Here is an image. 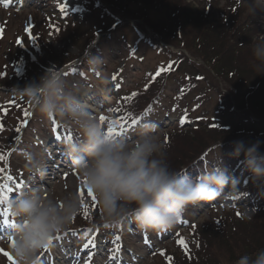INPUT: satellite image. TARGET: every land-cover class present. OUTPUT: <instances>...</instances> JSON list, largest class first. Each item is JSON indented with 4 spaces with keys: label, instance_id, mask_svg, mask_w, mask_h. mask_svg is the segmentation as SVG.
I'll return each mask as SVG.
<instances>
[{
    "label": "rangeland",
    "instance_id": "374dc122",
    "mask_svg": "<svg viewBox=\"0 0 264 264\" xmlns=\"http://www.w3.org/2000/svg\"><path fill=\"white\" fill-rule=\"evenodd\" d=\"M227 1L229 0H213L212 5L209 2V8H212L216 2L219 8H224ZM110 6L98 7L89 0H0V59L3 60L5 56L11 58L17 54L20 40L30 49L29 41L32 39L33 42L36 35L43 45L41 44L40 52L36 51L37 47L31 49L33 57L45 58L46 63L61 71L79 90L90 111L98 117L104 116L106 120L103 124L114 128L117 136L123 133L129 139H135L140 122L145 119L155 121L159 125L161 138L169 145L168 159L173 168L176 163L187 162L196 155L198 148L203 144L208 145L215 141L209 147L211 150L203 155L204 162H213L217 157L232 155L237 142H243L247 146L259 141V150L264 153V129L260 130L261 127L255 124L250 125L252 121L246 124L240 122V116L231 112L230 106L234 105L233 88L219 77H215L196 54L184 48L183 44L186 43L187 38H182L181 42L174 40L168 35L169 33L163 34V30L158 26L159 23L161 26L169 23L166 15L168 9L178 7L182 11L185 6L189 12L187 14L182 11V16L188 19V15H191L192 19L203 10V7H206V0H115V5ZM113 24L114 28H110ZM53 25L61 27V30L58 31L55 26L52 28ZM17 37L20 40H16ZM88 53L102 54L106 58L103 73L109 76V84L103 85L100 75L89 70L85 59ZM181 57L186 60L183 59L184 62L179 64ZM59 63L62 65H58ZM199 66L209 71L204 70L205 82H198L196 87L190 86L191 92L179 96L178 84L182 83L187 74L196 73L195 67ZM75 67L83 70L76 71ZM72 68L75 70L71 71ZM84 70L91 72L90 77H87V72L85 73ZM157 72H161L160 77L159 75L154 77ZM32 73L34 75L32 80L42 75L35 71ZM163 75L164 81L156 85V88L162 90L146 112L138 116L120 111L125 107V102L133 99V93L137 96L141 95L140 92L148 82H158ZM82 76L84 79L81 78ZM12 85L10 90L5 86H1L0 89V130H2L0 169L4 170V175L0 178V191H4V185H7L12 191L5 192V195L10 198L16 196L25 187L35 184L45 189L46 196L59 197L63 191L74 188L83 189L86 193L83 179L71 166L64 151V144L69 137L72 139L76 137L74 129L59 123L55 118L39 117L34 113L32 106L31 111L25 114L28 101L18 98L13 91L15 86L21 85L17 82ZM217 88L227 95L221 103L220 97L213 91ZM228 89L230 92L227 91ZM195 95L201 97L203 102L195 99ZM244 110L253 122L264 123V119L254 116L250 110ZM238 111L237 109L236 112ZM185 112L187 118L180 120ZM136 116L138 121L133 124L132 121ZM200 116L203 118L202 122L218 120L231 129L232 126L233 128H238L239 125L245 126L248 133L237 134L226 142L217 141L214 136L207 134L205 135L208 138H205L202 132L194 130V122ZM214 116L217 119H213ZM53 130L54 134H52ZM28 146L37 151L47 150L48 172L44 178L29 174L25 170L21 150ZM239 158L243 159V155ZM235 159L237 157L231 156L227 159V164ZM199 162L190 169L191 171L187 170L184 174L193 178L199 175L201 170L197 169ZM199 167L204 169L202 162ZM183 172L184 169L181 173ZM7 177L12 178L6 179ZM261 179L264 181V178ZM261 179L254 183L263 186ZM225 191L227 192V188ZM228 195L209 204L204 203L203 206H190L174 229L163 232L141 231L134 223L121 229L98 225L86 228L85 226L90 223L80 224V219L85 218L84 210L81 209L66 230L53 235V242L49 248H42L38 264H89V262L90 264H166V255L176 256L175 264H189L187 262L190 258L189 254L185 253L188 247L180 244V238L184 237L188 239L185 243H188L187 241L191 243L193 240H189L190 228L206 225L204 228L208 230L210 220L224 213L225 210L222 208L228 204L225 202ZM245 198V195H242L241 199ZM6 201L0 207V250L11 253L10 240L16 221L8 212ZM85 201L87 207L98 206L87 195ZM79 225L84 228L80 227L75 232L69 231ZM252 225L251 228L239 227L254 231L250 233L253 235L249 236L251 243L254 244L258 243L261 237L258 234H264V224L260 219L255 218ZM116 236L120 239L116 240ZM89 241H93L94 246L89 244V247L85 248L84 245ZM227 244L248 246L244 245L242 240H238L237 243L234 240L227 241ZM3 252H0V264H11Z\"/></svg>",
    "mask_w": 264,
    "mask_h": 264
},
{
    "label": "clouds",
    "instance_id": "9594fccd",
    "mask_svg": "<svg viewBox=\"0 0 264 264\" xmlns=\"http://www.w3.org/2000/svg\"><path fill=\"white\" fill-rule=\"evenodd\" d=\"M238 7L254 15L257 9H264V0H240ZM251 58L253 67L264 74V34L251 44ZM85 59L89 70L100 75L101 83L109 84V76L103 73L106 58L88 53ZM13 91L30 102L39 117L55 118L74 129L76 137L65 142L64 151L95 194L98 223L103 226L121 229L134 223L141 231H169L190 206H203L239 191V180L219 162L195 178L184 174L186 169L181 173L173 168L168 159L169 145L161 138L155 121L140 122L135 139L110 135L79 90L57 69H49ZM259 149V141L247 146L237 142L232 152L234 157L243 155V164L253 179L264 178V153ZM21 155L29 174L40 178L47 175L46 149L37 151L28 146ZM6 208L16 221L12 230L16 243L10 247L11 254L18 264H38L47 239L66 230L81 211V196L76 188L63 191L59 197L46 196L42 186L32 184L10 197ZM235 264H264V249L240 254Z\"/></svg>",
    "mask_w": 264,
    "mask_h": 264
},
{
    "label": "trees",
    "instance_id": "16d2710c",
    "mask_svg": "<svg viewBox=\"0 0 264 264\" xmlns=\"http://www.w3.org/2000/svg\"><path fill=\"white\" fill-rule=\"evenodd\" d=\"M89 2H92L94 5L96 4L98 7L100 5L104 7H109V4L112 6L115 5V0H108V2L107 0H89ZM209 2H211L212 5L213 0H206V7H203V10L198 12L196 16H193L192 19L190 18L192 17L191 15H188V19L182 16V11L187 12L185 6H183L184 9H182V11L178 7L170 8L166 12L169 23H165V26H161L159 23L158 26L163 30V34L169 33L168 35L172 36L174 40H179V42H181L182 38H187L186 43L184 42L183 44L184 48L186 47L191 50L193 54H196L204 65L208 66L215 77H219L221 81H225L228 86L233 88L232 99L234 100V105L230 106V109L234 115L240 116V122L243 121L244 124L250 121L253 122V120L245 114L244 109L250 110L253 115L259 119H264V74H261L259 70L253 67L251 58V44L264 34V9H257L254 15L249 16L243 7H238L240 0H229L226 2V5H224V8H219L217 2L212 8H209ZM109 13H111V11H109ZM54 26L55 25H53L52 28ZM175 26L176 28H174ZM55 27L58 31L61 30V27ZM177 27L179 28L177 29ZM34 38L35 40L33 42L32 39L29 41L30 49H28L21 42L19 37H17L16 40H20L18 41L19 54H14L11 58H7L4 55L5 57L3 60L0 59V85L2 87L5 86L6 89L10 90L14 82L23 86L25 83L32 80L34 76L32 71L43 75L49 69H54L50 66L51 64L46 63L47 60L45 58L33 57V47L38 48L36 50L37 52H40V48H42L41 40H38L36 35ZM183 59L186 60L184 57L179 58V64L180 62L181 64L184 62ZM190 63L194 64L193 62ZM201 66L195 67L196 70H194V72L196 71V73L191 72L187 74L182 83L178 84L179 96L182 97L186 93L191 92L190 86L196 87L198 82H205L206 73L204 70H208L206 68L203 70ZM75 68H77L76 71L83 70L79 67ZM75 68H72L71 71L75 70ZM160 70L161 69H159V71ZM84 72H87V77H90L91 72H89V70H84ZM171 72L172 71H170V73ZM156 76L157 75L154 77ZM163 78H165L164 75L158 82H148L145 88L140 92L141 95H135L133 99L125 102V107L120 109V111L137 114L138 116L146 112L151 107V103L157 100V94L162 89L156 88V85H160L161 82L164 81ZM208 85L210 86V84ZM160 87L162 88V86ZM224 89H226V87H224ZM213 91L220 97V103L222 99L227 98V95L223 94L220 89L217 88ZM227 91L230 92V89ZM194 98L199 99V101L202 100L201 97L196 95ZM136 102H138L137 106H135ZM177 104H179V101H177ZM26 106V110L29 111L32 105L28 102ZM237 109L239 110L238 112H236ZM218 111L219 110H217V112ZM186 118L187 115L185 112L180 120ZM137 119V116L134 117V120ZM197 119L198 120L194 122V130L197 129L196 131L202 132L205 138H208L207 135H211L214 136L217 141L226 142V140L229 141L237 134L242 132L248 133L245 126L241 127L239 125L238 128H233L232 126L231 129V127L222 124L218 120L202 122L203 118L201 116ZM213 119H217V117L214 116ZM252 122H250V125L255 124L261 127L259 128L260 130L264 129V123H260L259 121ZM252 130L254 129H251V131ZM0 133H2V130H0ZM213 143H209L208 145H205L206 143L203 144L201 148H198L196 155L191 157L187 162L176 163L174 168L180 172L182 169L191 171L190 169L197 166V162L200 161L197 167V169H201H198L200 173L202 171V167H199L201 162L203 163L204 169L215 167L217 166V162H219L221 166L229 170L234 178L239 180V191L228 195L227 201H225L228 202V204L222 208L225 210L224 213L210 220V225L207 226L208 230L204 228L206 225L189 229L191 232L189 240H193L191 243L189 241L185 243V245H187L186 248L188 247L185 253L189 254L190 257L187 259L189 264H211L213 262L216 264H235V260L237 259L235 256H239L241 252L255 253L264 249V234L259 233L258 235L261 236L259 242L252 244L249 236L251 237L253 234L250 233H254V231L239 227L251 228L255 218L260 219L264 224V181L261 179V184L263 186H257L254 182H258V179H253L245 168L243 159L239 157L235 160H230L228 164L227 159L232 155L218 158V161L204 162L203 155L211 150L209 147ZM198 158L200 159L198 160ZM2 171H0V175H2ZM242 195H245L246 198L241 199ZM253 207L256 208L257 211H255ZM88 209H90L88 215L80 219V224L90 223V226L93 224L102 226V224L98 223V206L94 205L93 208L88 206ZM180 239L184 241L188 240L184 237ZM232 240L236 241V243L238 240H242L245 243L244 245L248 246H241L239 244H235L238 246L228 245L227 241L231 242ZM175 257L174 255H166V264H173V259L175 264Z\"/></svg>",
    "mask_w": 264,
    "mask_h": 264
},
{
    "label": "snow or ice",
    "instance_id": "6c2138e0",
    "mask_svg": "<svg viewBox=\"0 0 264 264\" xmlns=\"http://www.w3.org/2000/svg\"><path fill=\"white\" fill-rule=\"evenodd\" d=\"M156 75H160V72H157ZM136 93H133V96H135ZM101 123L103 124L106 120V118L104 116H100L99 117ZM133 124H136L137 122L135 120L132 121ZM108 131H109V134L110 135H116L117 133L115 132V129L112 128V127H108ZM120 135H123V133H120ZM72 138L69 137V140H71ZM0 159H2V157H0ZM0 171H2V169H0ZM12 177H7L6 179H11ZM85 185H86V181L84 182ZM12 190L10 188H8L7 185H4V191H0V203H3L4 201L8 200L9 197L7 195H5V192H11ZM80 192V196H81V209L84 210V213L85 215L87 216L88 215V207L86 205V201H85V195H87L88 197H91V199L98 204V200L95 196V194L92 192V190L90 188H87L86 187V193L85 191L82 189V190H79ZM75 217V216H74ZM73 217V219H74ZM89 231H91V229H89ZM60 232V231H58ZM57 232V233H58ZM120 237L119 236H116V240H119ZM53 242V236H50L47 241L44 243L43 245V249H48L49 246L51 245V243ZM10 243L11 245L14 247L15 246V240L13 238H11L10 240ZM89 244H92L94 246V243L93 241H89V243L85 244L84 247L85 248H88L89 247ZM180 244L181 245H184L185 244V241L184 240H180ZM0 252H3V250H0ZM3 254L9 259V261L11 262V264H18L17 260L15 259V257L11 254V253H8V252H3ZM40 260V257H38V261ZM90 264V262H89Z\"/></svg>",
    "mask_w": 264,
    "mask_h": 264
}]
</instances>
